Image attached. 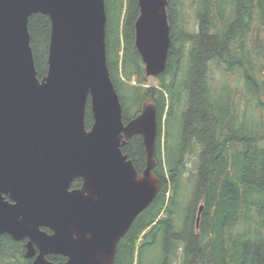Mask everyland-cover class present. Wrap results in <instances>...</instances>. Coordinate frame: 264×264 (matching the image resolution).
Here are the masks:
<instances>
[{"label":"trees","instance_id":"16d2710c","mask_svg":"<svg viewBox=\"0 0 264 264\" xmlns=\"http://www.w3.org/2000/svg\"><path fill=\"white\" fill-rule=\"evenodd\" d=\"M185 2L191 5L193 29ZM104 3L106 65L123 122L136 117L143 104L156 108L152 172L160 182L155 199L119 240L113 264H150L142 256L159 241L162 264H264V0H167L168 61L153 87H144L134 47L137 0ZM28 33L41 79L47 70L48 17L31 16ZM181 104L185 109L177 116ZM174 121L180 123L176 137ZM91 123L87 105L86 128ZM121 150L140 174L145 168L140 136ZM192 151L196 169L183 181ZM190 183L188 202L179 211L177 199ZM79 185L76 180L72 187ZM21 249V243L0 236V264H25Z\"/></svg>","mask_w":264,"mask_h":264},{"label":"water","instance_id":"95a60500","mask_svg":"<svg viewBox=\"0 0 264 264\" xmlns=\"http://www.w3.org/2000/svg\"><path fill=\"white\" fill-rule=\"evenodd\" d=\"M137 7L134 47L145 77L157 78L170 47L167 0ZM34 15L50 22L41 79L29 44ZM105 40L104 0H0V236L27 239L31 264H113L119 240L160 190L156 108L143 104L123 122ZM133 136L145 153L140 174L121 150ZM75 179L81 186L70 189Z\"/></svg>","mask_w":264,"mask_h":264},{"label":"rangeland","instance_id":"374dc122","mask_svg":"<svg viewBox=\"0 0 264 264\" xmlns=\"http://www.w3.org/2000/svg\"><path fill=\"white\" fill-rule=\"evenodd\" d=\"M184 7L187 8L186 18H187V22L189 25V29H190V27H191V29H193V27L195 25V20L193 17L192 10L190 9L191 5L188 2H185ZM144 78H145L144 87H153V86H156L158 83L157 78H146L145 76H144ZM219 79H220V75L216 74L214 76V82L216 85H218ZM131 83L134 84L135 80L132 79ZM231 85H232V88L234 90L238 89V88L236 89V85L234 84V79L231 80ZM184 109H185L184 104H181L178 108H176L177 116H178V114L181 115V113L184 111ZM248 110H249V108L246 111L247 114L249 112ZM179 126H180V123L174 121L173 137L177 136V134L179 132ZM191 153L192 154L185 161L186 172L183 175V181H186V178L190 177L192 175V173L195 172V169H196V162L194 160L195 159L194 156L196 153L194 151H192ZM191 181H193V180H191ZM191 189H192V185L190 183L189 187L185 186L182 189V191L180 192V197H178V199H177V201L179 202V211L180 210L182 211L185 209L186 204H187L188 199H189V193H190ZM178 194H179V190H178ZM197 206L199 207V205H197ZM180 220H181V218H180ZM177 226H179V223ZM171 243H172V241L169 240V244H171ZM161 251H162V247H161V244L159 241L156 243V245H153V246H151L145 250V252L142 256L143 260H144L143 262H149L150 261V264H162L164 256L162 255Z\"/></svg>","mask_w":264,"mask_h":264},{"label":"flooded vegetation","instance_id":"af4514ba","mask_svg":"<svg viewBox=\"0 0 264 264\" xmlns=\"http://www.w3.org/2000/svg\"><path fill=\"white\" fill-rule=\"evenodd\" d=\"M76 180H79L80 181V185L78 186V187H72V184L74 183V181H76ZM73 181V183L71 184V187H70V189H76V188H79L80 186H81V180L80 179H75ZM43 231H45L46 233H50V231L49 230H47V229H42ZM10 237V236H9ZM11 238V237H10ZM11 241H15V240H13L12 238H11ZM26 241H27V239H23V240H19V241H15V242H18V243H21V252H22V261H24L25 262V264H31L32 263V260L33 259H27V258H25L24 257V253H25V244H26ZM49 257H55L56 259H57V261L56 262H53V263H63V262H65L66 261V259L64 258V257H62V256H60V255H49V256H47L46 258H47V260H48V258ZM11 261H12V259H11ZM50 261V260H49ZM50 262H52V261H50ZM23 263V262H22ZM21 264V263H20Z\"/></svg>","mask_w":264,"mask_h":264}]
</instances>
